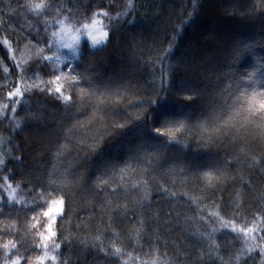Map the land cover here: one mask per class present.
<instances>
[{
    "label": "trees",
    "instance_id": "16d2710c",
    "mask_svg": "<svg viewBox=\"0 0 264 264\" xmlns=\"http://www.w3.org/2000/svg\"><path fill=\"white\" fill-rule=\"evenodd\" d=\"M48 2L63 6L68 0ZM91 2L82 0L80 11L86 12ZM128 2L114 0L116 11L110 15L126 11ZM27 3L0 0V159L17 173L16 179L10 177L15 187L20 175L32 185L44 183L52 172L59 177L57 184L67 180L66 190L72 195L66 198L67 219L58 220V229L76 243L62 244L58 259L64 264H112L114 258L99 249L111 252L114 247L123 250L120 264H237L238 255L248 258L244 249L253 240L245 245L213 214L224 220L244 215L251 221L248 227H261L252 214L259 216L264 209V165H254L264 158V124L253 116L229 140L213 131L209 118L215 111L227 120L219 111L222 97L231 96L234 102L241 97L242 104L244 89L249 97L253 90L264 91V0H131L136 7L126 19L134 22L116 25L107 45L93 47L84 40L78 58L66 63L85 77L76 88L80 96L74 94L75 106L65 107L43 95L31 99L26 92L17 98L23 100V110L17 107L16 119L21 121L17 127L9 123L12 114L2 108L8 104V91L32 90L41 79H51L31 72L21 79L19 67H28L39 52L33 37L43 23V17L38 20L26 9ZM97 11L93 5L92 12ZM47 19L53 22L52 16ZM48 36L51 42L50 32ZM51 66L57 74L68 75L65 64ZM169 66L175 70L171 92L149 107V96L155 98L160 88L158 70H165L167 87ZM192 91L199 95L188 99ZM12 106L8 104L9 109ZM32 115L40 118L26 119ZM156 127L164 135H157ZM97 145L98 154L89 151ZM57 147L64 149L58 157ZM225 155L232 161L239 157V162L235 167L223 166L220 172L212 167L200 171V165ZM6 174L0 171V194L5 196ZM94 187L97 191H92ZM100 189H105L102 197ZM165 189L167 194L161 195ZM20 196L23 203L10 202L0 212V243L14 239L18 247L21 242L32 247L39 242V225H31L45 219L32 209L48 196L29 195L27 188ZM150 221L158 225L159 244L152 232L144 235ZM241 226L243 221L237 219V227ZM252 235L257 243L251 256L261 264L264 241L259 240V231ZM210 244L219 245V250ZM35 254H41L39 249ZM3 257L0 247V264Z\"/></svg>",
    "mask_w": 264,
    "mask_h": 264
},
{
    "label": "snow or ice",
    "instance_id": "6c2138e0",
    "mask_svg": "<svg viewBox=\"0 0 264 264\" xmlns=\"http://www.w3.org/2000/svg\"><path fill=\"white\" fill-rule=\"evenodd\" d=\"M93 5H96L100 9V11L92 12ZM82 6V0H68V3L63 6H58L55 3H50L48 0H41V2L37 3L34 0H28V3L25 5L27 10H30L34 13L35 17L39 20L43 17V23L40 28L36 29V36L33 39H36L37 46L39 47V52L36 55V58L28 67H19V71L21 73V79L31 72L33 76L43 75L51 77V79L44 81L41 79L40 85H35L34 89L30 90L25 88L22 90L20 87H16L14 91L9 90L7 93V101L8 104L13 105L10 109L8 108V104H4L2 106L3 110L6 112H10L12 114V120L9 122L10 124H15L17 127L20 126L21 121L16 119L17 107H20L23 110V100L17 99L25 97V93L28 92L29 98L35 99L36 97L43 95L44 97H51L52 99L63 102L65 107L69 105L75 106L74 94L77 98L80 96V92L76 91V88L80 86V84L84 81L85 77L82 73L76 72L75 66L71 68H67L68 75H64V73L57 74V70L53 68L51 65L53 63H65V61H61L59 55V48L55 45L57 42L60 47H66L75 51L79 47V39L83 35H87L88 38L92 41V46H104L110 43L111 35L117 30L115 27L119 25L121 21L124 23H130L133 21H128L126 18L129 16V13L135 10V5L131 3L129 0L126 5V11H120L116 16L110 15V12L116 11L114 0H92L86 6L87 11L81 12L80 8ZM193 10H196L197 5L193 3ZM88 13H91L89 15ZM48 16H52L53 22L50 23L47 19ZM97 17H103L107 20V24H104L102 27H97V25L102 24V21L97 19ZM191 19V17H189ZM56 25H59V31L53 30ZM71 25V26H69ZM108 29V30H105ZM51 33V42L48 36V33ZM76 35H73V33ZM31 36V33H29ZM71 37V39H69ZM43 42V46H40V42ZM4 44H9V41L5 40ZM87 47V45H85ZM52 52L53 55H45V52ZM172 51L170 47L166 56L169 55ZM7 56V52H5ZM55 57V59H54ZM13 62H15V56L12 57ZM155 63V61L153 62ZM160 88L155 91V98L151 95L148 99V106L151 107L153 103H156L158 99L163 96L165 93H170L172 84L174 82L175 70L169 66L167 68L168 72V86H164L165 75L164 69L160 68ZM252 76H255V73H252ZM91 83V81H89ZM67 84V88L65 87ZM41 85H44L43 87ZM151 87V85H149ZM70 94H65L69 92ZM82 91V89H81ZM231 89H226L225 92H230ZM95 95L96 92L91 93ZM199 93L196 91H192L188 99H192L193 96L198 97ZM243 103H240L241 97H237L234 102L229 96L227 99L223 97L218 101L219 103V111L223 112V115H226L227 120H223V116L216 115L215 111L212 116H210V125L214 124L215 127L213 131L226 136L229 140L233 138V135H239L238 132L234 130L237 127L243 128L247 123L251 121L253 116L255 119L259 120L264 124V91H256L253 90L250 97L248 94V90L244 89V93L242 96ZM143 101L140 102L142 106ZM38 115H32L26 117V119H39ZM208 125V126H210ZM227 126V127H225ZM117 127L124 128L125 124H117ZM180 127H186L184 123L180 124ZM15 130V129H11ZM157 135H164L162 133L160 127H156L154 129ZM175 140V137H172ZM19 150V148H17ZM64 149L62 147H57L56 155L59 156L60 152ZM101 150L100 145H97L95 148H89V151L99 153ZM239 162V157L236 158L235 161L229 160L227 155H225L222 159L217 158L212 161L210 164L200 165V171H203L204 168L212 167L216 168L218 172L222 171L223 166H232L235 167L236 163ZM16 163H22V160L16 161ZM254 165H264V158L261 160L254 161ZM15 168V165H12ZM113 167H118V165H113ZM252 166H249V170H251ZM0 171L6 172L7 174L3 176L4 180V191L7 195L0 194V212L4 211V208L8 206L10 202L19 201L23 203V198L20 196V192L23 188L28 189V194L36 193L39 197L43 198L45 195L48 196V199H44L42 203L37 202L33 207V212H39L44 219L43 222L36 220L35 216H33V220H36V223L31 225V227L37 228L36 234L39 235V242L37 244L36 241L33 242L32 247L26 246L23 242L20 243L19 247L17 246V241L14 239H8L7 242L0 243V247L3 248L4 251V264H48L49 261L58 262V264H64L63 260L58 259L63 255L61 251V245H71L76 243V241L70 240L67 237H64L62 233L59 232L58 229V220L62 223L67 219V214L65 212L66 207V198L71 197L72 193L69 190H66L67 180L62 179L60 184H57L56 181L59 179L55 172L48 173L45 176V182L39 185H32L31 180L26 179L23 175H20L18 178L20 183L13 187L12 182L10 181V177L12 179L17 178V173L15 171H9L8 166L5 165V161L0 159ZM107 174V173H106ZM207 175V173H206ZM99 183V178H98ZM106 183V181L104 182ZM105 189H100L98 191V195L102 197V193ZM92 191H97V188L94 187ZM111 192H116V188L109 189ZM167 189H165L161 195H166ZM35 199V197H33ZM99 203L103 205V198L99 200ZM150 206V205H149ZM143 207V206H142ZM229 205L224 206L225 214H228L226 209ZM243 205L237 208V211H240ZM42 211H39L41 210ZM102 212L104 211L102 207ZM126 211V210H125ZM261 215L257 216L255 213L252 214V220H259L261 227L257 229L255 226L248 227V224L251 222L245 218L244 215L237 217L233 215L231 220H224L223 217L219 216V213H214L221 223V227L227 228L231 227L233 233H236L238 237L243 238V242L245 245L248 244V240H253V245L244 249V252L247 254L248 258H242L239 255L236 257L237 264H249V259L253 261L255 264V257L251 256L252 251L255 248L257 243L256 237L252 235L259 231L261 233L259 240L264 241V209L259 210ZM147 215V213H146ZM135 217V213H133V218ZM203 221V217L200 218ZM237 219L243 221L244 226L237 227ZM168 226L167 224L165 225ZM40 229H43L41 231ZM155 229V231H154ZM216 229H213L215 232ZM152 232L153 235L157 237L155 243L159 244L162 240L160 232L158 230V225L154 222L150 221L149 226L145 228L144 235L147 237V234ZM11 235V233H9ZM139 235V234H138ZM203 235V234H201ZM209 240L212 239L211 234L207 237ZM2 240V237H0ZM151 246V241H149ZM210 247L219 250V245L210 244ZM21 248L24 249V252H21ZM39 249L42 254H35ZM100 251H104L106 257H113L112 264H120V260L123 256V250L121 247H114V249L109 252L104 249H99ZM261 256L264 257V246H261ZM35 254V255H34ZM12 257H15L14 259ZM127 264V261L124 262ZM206 264V262H205ZM261 264H264V259L261 260Z\"/></svg>",
    "mask_w": 264,
    "mask_h": 264
},
{
    "label": "rangeland",
    "instance_id": "374dc122",
    "mask_svg": "<svg viewBox=\"0 0 264 264\" xmlns=\"http://www.w3.org/2000/svg\"><path fill=\"white\" fill-rule=\"evenodd\" d=\"M97 19L102 21V24L97 25V27H102L104 24H106L103 17H97ZM69 26H71V25H69ZM105 30H107V29H105ZM55 31H59V25H58L57 30H55ZM73 35H76V33L74 32ZM69 39H71V37H69ZM84 40H87L90 43V45L92 46L91 39L88 38L87 35L85 34V35L80 37L79 47L75 51H73L72 49L66 48V47H60L59 43L57 42V44L55 45L56 47L59 48V52L57 53V55H59L60 60L65 61V63H56V64L63 65V64L75 61L80 54V47H81V44ZM51 55H53V54H51ZM54 59H55V57H54ZM13 187H15V186L13 185ZM6 195H7V193H6ZM11 203H21V202L16 201V202H11ZM48 264H54V262L49 261Z\"/></svg>",
    "mask_w": 264,
    "mask_h": 264
}]
</instances>
